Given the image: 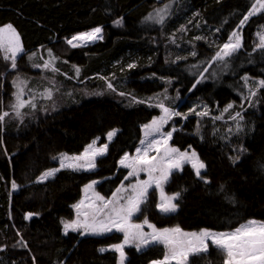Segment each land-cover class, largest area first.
I'll list each match as a JSON object with an SVG mask.
<instances>
[{"label": "trees", "instance_id": "16d2710c", "mask_svg": "<svg viewBox=\"0 0 264 264\" xmlns=\"http://www.w3.org/2000/svg\"><path fill=\"white\" fill-rule=\"evenodd\" d=\"M255 2L0 0V25L11 23L25 50L52 45L63 59L53 66L72 78L76 66L81 85L93 74L89 80L95 79L85 90L90 97L66 85L60 103L45 101L47 112L30 110L22 121L8 120L2 132L0 128V264H117L114 250L99 249L122 241L120 233L66 234L62 221L72 218V206L91 180H99L96 189L102 196L114 192L128 173L120 158L133 153L141 126L160 114L161 103L181 114L167 124L169 144L181 151L192 148L205 164L208 182L185 165L165 186L168 194L180 193L177 210L158 211L153 193L141 218L156 228L185 231H230L250 219L264 222V48L254 39L264 25V10L241 27L236 52L213 59ZM165 5L171 11L162 24L146 20ZM118 19L120 25L114 23ZM98 25L103 28L100 42L80 48L60 42ZM10 64L0 56L5 102L13 91ZM95 73H111L115 89L96 94L103 85ZM203 112L208 114L197 115ZM113 129L116 135L109 141L106 135ZM98 137L108 149L97 158L94 171L65 168L38 180L46 170L58 168L53 157L79 154ZM164 252L161 245L141 251L129 247L126 264H151ZM191 264H223V256L210 247L192 256Z\"/></svg>", "mask_w": 264, "mask_h": 264}, {"label": "snow or ice", "instance_id": "6c2138e0", "mask_svg": "<svg viewBox=\"0 0 264 264\" xmlns=\"http://www.w3.org/2000/svg\"><path fill=\"white\" fill-rule=\"evenodd\" d=\"M262 10H264V0H256L248 14L240 21L238 27H242L251 16L261 13ZM167 14L168 5H165L162 9H157L156 22L162 24ZM151 18L150 14L149 19ZM114 23L120 25L122 20L118 19ZM101 31L100 27H96L89 32H81L68 39L67 43L73 48L80 47L83 44L102 38L100 36ZM258 38L260 43L257 47L264 48V32L258 33ZM240 47L241 36L238 31H234L229 37V42L223 45L213 59L223 60ZM24 51L17 29L11 23L0 26V53H2L5 61L11 62L12 69H16L17 59ZM31 58L29 57V59ZM55 59V57H52L50 60L45 61L42 67L51 69L54 72L58 71L53 67ZM34 66L41 67V65ZM129 67H133V65ZM76 71L79 73L78 68ZM18 80L19 78H17V81H13L18 90L14 93L16 102L11 107L16 115L20 116V109L27 105L35 108V104L32 100L22 99L23 89L19 87ZM108 87L112 88V85L109 84ZM260 87H264V81L260 82ZM44 95L46 98H51L52 94L50 90H46ZM252 95H255V92ZM157 106L162 109L164 115L154 118L150 124L143 127L145 140L154 133H160L161 139H152L146 147L136 149V156L130 157L126 153L120 160L122 167L130 169L125 179L138 177L140 172L147 173L148 179H137L136 183L130 184L128 188H118L116 193H113L112 199L106 200L96 194L95 201L90 200L87 205L83 200L73 205V208L76 209L77 218L71 221H62L65 233L67 234L69 230L73 232L80 231V235H102L113 230L122 233L123 241L110 246L111 250L119 253V264H125V246L132 245L138 251L152 245H162L165 249L163 258L152 261V264H173V262L174 264H191L192 256L207 253L210 246L215 247L223 255V264H264V222L261 221L249 220L245 224L224 232H216L210 229L186 232L179 226L157 229L155 225L148 221L147 217L142 223L132 222V217L141 211L142 204L149 196V189L153 186L159 191L160 199L156 205L158 210L164 214L175 212L178 206L173 201L179 198L180 193L166 195L164 191V185L169 181L173 171L182 170L185 164H190L196 176L201 177V170L205 168V164L195 151H180L178 148L168 145L172 133L168 132L165 135L161 133V128L172 115L178 116L181 114L170 112L162 103ZM231 107V105L228 106V108ZM207 114V112L197 113V115ZM8 115V112L0 114V122ZM237 116H240V114L237 113ZM114 135H116L115 129L107 133V139L111 141ZM98 139L99 137L88 144L79 155L70 156L67 153H60L58 156L53 157V160L59 161V168L46 170L38 177V180L42 182L65 168L85 171L94 169L96 158L104 155L108 149L107 144L97 147ZM145 140H141V145L145 144ZM150 151H155L156 155L150 156ZM156 173H159V175H155ZM207 182L205 180V183ZM95 183L93 181L91 184L86 185L85 192L91 189ZM12 187L13 189L17 187L15 182H13ZM129 189L131 194L127 197L119 195L122 191L127 192ZM85 207L90 211H81ZM31 216L32 214L29 213L25 216V219H29ZM145 225L151 229L150 232L144 231ZM99 251L103 252L105 249L101 248Z\"/></svg>", "mask_w": 264, "mask_h": 264}, {"label": "rangeland", "instance_id": "374dc122", "mask_svg": "<svg viewBox=\"0 0 264 264\" xmlns=\"http://www.w3.org/2000/svg\"><path fill=\"white\" fill-rule=\"evenodd\" d=\"M155 2H159V1H162V0H154ZM256 3V2H255ZM162 8H164V6H161V7H158V8H156L154 11H152L150 14H151V16H152V18L151 19H149V16H150V14H149V16L147 17V21H149V22H154V23H157L156 22V10L157 9H162ZM170 9V7L168 6V14L165 16V20H166V18H167V16L170 14V11H171V9ZM164 20V21H165ZM7 24H9V23H7ZM4 25H6V24H4ZM0 26H2V25H0ZM94 27H96V26H94ZM101 29H102V31L101 32H103V28L101 27ZM182 29H184L183 27H182ZM241 27H237L234 31H238V33H239V35L241 36ZM88 30V29H87ZM234 31H232V33L234 32ZM18 32V31H17ZM261 32H264V25H261L260 27H259V29H258V31L255 33V35H254V39H255V42H256V44H259L260 43V41H259V38H258V33H261ZM78 33V32H77ZM231 33V34H232ZM76 33H74V34H71V35H69V36H67V37H63L62 39H61V44L64 46V47H67V48H73V47H71L68 43H67V40L68 39H71V37L72 36H74ZM231 34H230V36H231ZM101 37L102 38H100L99 40H97V41H93V42H88V43H86V44H83V45H81L80 47H82V46H87V45H92V44H94V43H97V42H100V41H102L103 40V34L101 33ZM229 42V39L227 40V41H225L224 43H222L220 46H219V51H220V49L223 47V45L225 44V43H228ZM22 43V42H21ZM80 47H76V48H80ZM25 50V49H24ZM50 53H51V55H50ZM34 54V55H33ZM22 55H25V59H24V64H19L18 65V63H17V67H16V69H12L11 68V64H10V66H9V68H8V70H12L13 71V74L11 75V83H12V87H13V91H12V97H11V99H10V101L9 102H5V100H4V97L2 96V92H0V114H2L3 112H8L9 113V115L8 116H6L5 118H4V120L2 121V122H0V128H1V132H2V127H3V125L6 123V121H8V120H12V121H17V122H20V121H22V119L25 117V115L28 113V111H30V110H34V109H36V108H40L41 109V112H47L48 110L47 109H45V108H43L44 107V105H45V103L46 102H50L51 101V104H55L56 105V103H58L59 101H61L60 100V95H61V91H62V89L66 86V85H70V84H73L74 85V87L75 88H77V89H79L80 91H84V95H85V97H90L91 96V94H89V92L87 93L85 90H86V88H87V86L89 85V84H91V82H94V78L92 79V80H89V79H91L93 76H94V74H93V76L91 75V76H89V77H87L85 80V84H83V85H81L80 83L82 82V81H78L77 80V78H76V76L77 75H79V73H77V71H76V66H74V69H73V71H74V77L72 78V76H70L68 73H65L64 71H61L60 69L61 68H59V67H56V66H53L55 69H57L58 71H52L51 69H44L43 67H42V65H43V63L45 62V61H47V60H50L52 57H55L56 59H55V61L54 62H63V59L62 58H60V51H58V49H55V47L54 46H49V45H45V46H43V45H40V46H37V47H35V48H33V49H31V50H25L24 51V53H22L19 57H18V59L22 56ZM0 56H2L3 57V55H2V53H0ZM29 57H32L31 59H29ZM17 59V60H18ZM8 62H10V61H8ZM11 63V62H10ZM132 64H134V61H130L129 62V65H132ZM34 65H41V67H35ZM59 74V75H58ZM111 75V73H109L108 75H104V74H100V73H95V77L98 79V80H101L102 81V88H100L99 90H98V92L96 93V94H103V93H106V92H108L109 90H114L115 88H114V84H112V82H113V79H114V76L112 77V75ZM17 78H19V80H18V85H19V87H21L22 89H23V96H22V99H24L25 98V96H27L28 97V100H32L33 101V103L35 104V108H33L31 105H27L26 107H24V108H22V109H20V112H21V115L20 116H17L16 115V113H15V111H14V109L11 107V105L12 104H14L16 101H15V95H14V93H16L17 92V90H18V88H17V86H14V84H13V81H17ZM3 79V78H2ZM68 80H70V81H73L72 83H69V82H67ZM3 82V81H2ZM109 84H111L112 85V88H109L108 87V85ZM81 85V86H80ZM1 87H2V85H1ZM46 90H50L51 91V98H46V96L44 95L45 94V91ZM27 93V94H26ZM56 94H57V96H56ZM34 98V99H33ZM25 100V99H24ZM28 100H26V101H28ZM46 101V102H45ZM60 103V102H59ZM164 105V104H163ZM39 106H41V107H39ZM164 107H167L166 105H164ZM168 109H169V111L170 112H177L175 109H172V108H169V107H167ZM159 109H160V114H158L157 116H154L149 122H147V123H145V124H143L142 126H141V130H142V137H141V140H145V130H144V125H146V124H150L151 123V121L154 119V118H159V117H161L162 115H164V113H163V111H162V109L159 107ZM202 112V111H201ZM174 115H172L171 116V118L173 117ZM170 118V119H171ZM170 119H168V121H167V123H165V124H163V126H162V128H161V133H163V134H167L168 132H171V130H169V129H167L166 127H167V124L169 123V121H170ZM106 137H107V135H106ZM97 138H95L94 140H96ZM152 139H156V140H160L161 139V135H160V133H154L152 136H150V137H148L146 140H145V144L144 145H141V140H140V142H139V144H138V146L135 148V150L133 151V153L132 154H128L130 157H134V156H136L137 155V152H136V149L137 148H143V147H146L147 146V143L149 142V141H151ZM93 141V140H92ZM91 143V142H90ZM89 143V144H90ZM104 144H106V143H99L98 142V140H97V147H99V146H102V145H104ZM168 145L170 146V147H174V146H172V145H170L169 144V140H168ZM176 148V147H175ZM181 151V150H180ZM184 151H188V152H191V151H194L192 148H188V149H186V150H184ZM83 152V151H82ZM62 153H66V152H62ZM81 153V152H80ZM79 153V154H80ZM68 154V153H67ZM79 154H75V155H79ZM59 155V154H58ZM68 155H73V154H68ZM125 155V154H124ZM123 155V156H124ZM149 155L150 156H153V155H156V152L155 151H150L149 152ZM198 155V154H197ZM122 156V157H123ZM99 157V156H98ZM97 157V158H98ZM121 157V158H122ZM199 157V156H198ZM97 158H96V160H97ZM121 158H120V160H121ZM120 160H119V164H120ZM201 160V159H200ZM58 161V160H57ZM185 165H188V166H190L191 167V165L190 164H185ZM184 165V166H185ZM121 166V165H120ZM183 166V167H184ZM58 168H59V161H58ZM192 168V167H191ZM96 169V167L94 168V169H92V170H88V171H94ZM127 170H128V172L130 171V169H128L127 168ZM79 171H85V170H79ZM178 171H180V170H174L173 171V173L174 172H178ZM194 171V170H193ZM194 173H195V171H194ZM205 174H206V168H204V169H202L201 170V177H199V178H201V179H203V180H205L206 179V176H205ZM155 175H159V173H156ZM196 175V174H195ZM128 176V173L126 174V176L125 177H127ZM137 179H139V180H147L148 179V175H147V173H145V172H140L139 173V175H138V177H128V179H123L122 180V182L118 185V187L114 190V192L113 193H116V191H117V189L118 188H121V187H124V188H128V186L130 185V184H135L136 183V181H137ZM93 181H95L96 183L95 184H93V187L91 188V189H89L87 192H85V186L86 185H88V184H91ZM98 179H95V180H91L90 182H88V183H86L84 186H83V188H82V195H81V197H80V199L75 203V204H77V203H79L80 201H84V203H85V205H87L88 203H89V201L91 200V201H95V198H96V194H99L100 196H102L98 191H97V189H96V185H97V183H98ZM165 186H166V184L164 185V191H165V194L166 195H172V194H168L167 192H166V190H165ZM113 193L110 195V196H108V197H104V196H102V197H104L106 200H109V199H112V197H113ZM156 194V199H157V202H156V205H157V203L159 202V199H160V197H159V191L157 190V189H155V187L153 186L152 188H150L149 189V195L150 194ZM129 194H131V190L129 189L127 192H121L119 195L121 196V197H127V195H129ZM148 199V198H147ZM147 201V200H146ZM146 201H145V203H146ZM121 202H123V201H121ZM174 203H175V201H173ZM98 203V202H97ZM145 203L144 204H142V206H141V211H142V208L144 207V205H145ZM75 204H73V205H75ZM157 208V207H156ZM72 209H73V216H72V218H68V219H63V221H71V220H74V219H76L77 218V213H76V209L75 208H73V206H72ZM157 210H158V208H157ZM81 211H90V209H88V208H82L81 209ZM141 211L139 212V213H136L133 217H132V222L133 223H142L143 221H144V219L145 218H141L142 216H141ZM159 211V210H158ZM81 219H83V217H81ZM250 220H255V219H250ZM249 221V220H248ZM256 221H258V220H256ZM245 223H247V222H245ZM245 223H243V224H245ZM166 228H172V227H166ZM157 229H163V228H157ZM144 231L145 232H150L151 231V229H149L146 225L144 226ZM185 231V230H184ZM186 232H198V231H186ZM219 232H224V231H219ZM112 233H120V232H117V231H115V230H113V231H111V232H107V233H104V234H102V235H107V234H112ZM122 236H123V234L122 233H120ZM85 235H89V234H85ZM94 236H101V235H94ZM122 241H123V237H122ZM122 241H120V242H118V243H121ZM117 244V243H116ZM112 245H114V244H112ZM110 246L111 245H108L107 247H104V249L105 250H111V248H110ZM162 246V245H161ZM129 247H133V248H135L136 249V247L134 246V245H132V246H125V249H124V251H125V257H126V259H125V264H126V262H127V258H128V255L126 254V248H129ZM211 247V246H210ZM147 248V247H146ZM213 248H215V247H213ZM143 249H145V248H143ZM142 249V250H143ZM216 249V248H215ZM137 250V249H136ZM165 250V249H164ZM138 251V250H137ZM141 251V250H140ZM117 253V252H116ZM205 254V253H204ZM223 256V255H222ZM224 258V257H223ZM117 264H119V253H117ZM152 264V263H151ZM173 264H174V262H173Z\"/></svg>", "mask_w": 264, "mask_h": 264}, {"label": "bare ground", "instance_id": "6f19581e", "mask_svg": "<svg viewBox=\"0 0 264 264\" xmlns=\"http://www.w3.org/2000/svg\"><path fill=\"white\" fill-rule=\"evenodd\" d=\"M96 28V27H95ZM92 29H94V28H92ZM92 29H88V30H86V31H82V32H89V31H91ZM79 33H81V32H78V33H76L75 35H77V34H79ZM102 33V32H101ZM101 33H100V36H101ZM100 39V38H99ZM99 39H96V40H94V41H97V40H99ZM91 42H93V41H91Z\"/></svg>", "mask_w": 264, "mask_h": 264}, {"label": "crops", "instance_id": "0c3cea01", "mask_svg": "<svg viewBox=\"0 0 264 264\" xmlns=\"http://www.w3.org/2000/svg\"><path fill=\"white\" fill-rule=\"evenodd\" d=\"M27 94V93H26ZM25 100H28V97L27 96H25V98H24Z\"/></svg>", "mask_w": 264, "mask_h": 264}, {"label": "built area", "instance_id": "2783aa9c", "mask_svg": "<svg viewBox=\"0 0 264 264\" xmlns=\"http://www.w3.org/2000/svg\"><path fill=\"white\" fill-rule=\"evenodd\" d=\"M96 27H100L101 28V26H96ZM93 28H95V27H93ZM90 29H92V28H90Z\"/></svg>", "mask_w": 264, "mask_h": 264}]
</instances>
